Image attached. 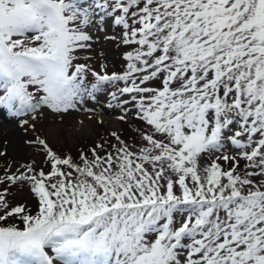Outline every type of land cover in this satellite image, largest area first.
I'll return each instance as SVG.
<instances>
[{
    "label": "snow or ice",
    "instance_id": "6c2138e0",
    "mask_svg": "<svg viewBox=\"0 0 264 264\" xmlns=\"http://www.w3.org/2000/svg\"><path fill=\"white\" fill-rule=\"evenodd\" d=\"M105 19L121 73L75 62ZM109 88L135 144L112 132L77 163L39 139L49 170L0 178L38 201L0 189V264H264V0H0V108L66 114Z\"/></svg>",
    "mask_w": 264,
    "mask_h": 264
},
{
    "label": "rangeland",
    "instance_id": "374dc122",
    "mask_svg": "<svg viewBox=\"0 0 264 264\" xmlns=\"http://www.w3.org/2000/svg\"><path fill=\"white\" fill-rule=\"evenodd\" d=\"M88 31L92 36L89 42L91 47L78 50L76 63L86 64L89 68L101 72V66L107 73H121L126 67L124 53L131 50L120 42L121 27L105 19L103 22L97 20L94 25L89 26ZM88 82L94 78L89 74ZM33 91L32 88L29 89ZM115 89H107L97 93L96 99H87L83 105H78L77 109L70 110L66 114H55L48 109L40 111L39 109L23 117L11 116L7 110L0 108V178L6 174H19L24 171L25 166H33L37 171L43 169L49 170V164L45 158L42 145L39 139L45 140L49 146L60 156L70 155L79 163V154L83 151L91 158L90 150L94 148L97 141L105 145V150L110 151V145L115 144L116 140L111 136L116 132L121 139L129 144H135L137 140L136 129L141 126V122L135 118V110L132 109L125 121H120L118 117L122 115L119 107H108L109 103L115 105L109 97V92ZM127 99V97H122ZM131 108V105H128ZM110 117L114 124L106 123L100 117ZM34 116L35 119L31 117ZM22 120H28L27 124L21 123ZM87 121L90 131L87 136H80L74 129L76 122ZM14 125L15 130L21 137L23 144V153L15 155L9 150L8 132ZM54 129V135L49 134L50 128ZM68 132L73 133V138H69ZM100 155L104 151L97 149ZM7 187L9 189L7 198L13 205L23 204L35 214L38 201L30 191V185L26 182H18L15 185L11 183L0 185V189ZM16 223L19 221H9Z\"/></svg>",
    "mask_w": 264,
    "mask_h": 264
},
{
    "label": "bare ground",
    "instance_id": "6f19581e",
    "mask_svg": "<svg viewBox=\"0 0 264 264\" xmlns=\"http://www.w3.org/2000/svg\"><path fill=\"white\" fill-rule=\"evenodd\" d=\"M100 118L104 120V122L106 123H110L112 125L115 123L114 120H112V118L110 117H106V116L104 117V115H102ZM54 129L55 128L51 127L49 129V134L54 135ZM74 129L77 131V134H79L80 136H87L91 128L88 122L85 121V122H76L74 125ZM68 136L70 139L73 138V133L68 132ZM8 138H9V147H8L9 150L17 156L21 155V153H23V144L20 135L17 133V131L14 128V125H11L9 129Z\"/></svg>",
    "mask_w": 264,
    "mask_h": 264
},
{
    "label": "trees",
    "instance_id": "16d2710c",
    "mask_svg": "<svg viewBox=\"0 0 264 264\" xmlns=\"http://www.w3.org/2000/svg\"><path fill=\"white\" fill-rule=\"evenodd\" d=\"M99 143V141H97L94 145H97ZM91 152V151H90Z\"/></svg>",
    "mask_w": 264,
    "mask_h": 264
}]
</instances>
